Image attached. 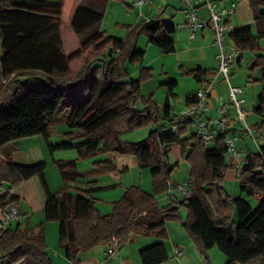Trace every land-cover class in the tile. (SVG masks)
I'll return each mask as SVG.
<instances>
[{
	"label": "trees",
	"instance_id": "16d2710c",
	"mask_svg": "<svg viewBox=\"0 0 264 264\" xmlns=\"http://www.w3.org/2000/svg\"><path fill=\"white\" fill-rule=\"evenodd\" d=\"M82 1L75 0L68 20L73 46L69 44L66 51L59 30L63 0H0V149L17 139L42 136L50 150L75 148L79 158L103 150L130 153L139 159L141 168L150 170L154 192L126 188L112 202L111 212L101 214L94 196L101 190L96 180L87 181L81 194L69 191L67 181L77 183L88 175L76 170L74 160L56 162L64 183L60 194L49 190L43 162L27 166L0 162V185L39 178L46 194L44 222L58 223V246L68 264H80L81 253L113 238L122 244L133 234L159 239L142 248L139 257L141 264H160L168 259L166 223L181 219L176 202L164 206L156 199L168 190L176 166L168 163V152L178 144L188 162L187 180L192 185L191 196L179 202L188 211L183 227L197 251L206 256L217 247L226 257L225 264H264V141L256 152L247 149L239 173V195L232 196L224 186L228 168L224 133L217 132L211 146H205L195 133L188 134L185 117L171 115L168 98L174 95L175 80L165 83L162 109L150 97L147 101L152 109L147 110L136 106L141 97L140 81L126 79L125 65L142 60L144 52L136 48L141 34L149 44L169 54L175 50V27L150 20L130 27L124 39L117 38L98 30L102 12ZM249 3L256 32L251 25H244L233 28L229 36L241 51L255 56L252 67L259 70L263 88L253 111L261 117L256 130L264 135V53H259L264 38V0ZM101 52L107 54V61L96 57ZM206 72L194 69L187 74L201 81ZM54 73L69 74L70 78L57 80L52 78ZM194 101L188 96L186 106ZM59 117L85 140L49 144L50 125ZM151 121L164 122L168 128L176 124L177 130L169 129L166 134L151 131L148 138L136 143L119 138L121 132ZM243 196L256 198V207ZM16 200L8 194L0 197L1 203L6 202L4 209ZM0 264H55L46 249L43 222L35 234L20 226L0 229Z\"/></svg>",
	"mask_w": 264,
	"mask_h": 264
},
{
	"label": "rangeland",
	"instance_id": "374dc122",
	"mask_svg": "<svg viewBox=\"0 0 264 264\" xmlns=\"http://www.w3.org/2000/svg\"><path fill=\"white\" fill-rule=\"evenodd\" d=\"M86 2L88 4L89 0H83L82 3ZM122 0H103L100 1V7H97L103 14V19L97 28L100 31L105 32L106 34L114 37H122L123 39L127 35L124 32L125 28L121 26H117L115 23H127L130 22L124 19V14L129 11L130 9L125 6V2H121ZM215 1V0H211ZM99 2V0H97ZM128 3V2H127ZM75 0H63V7H62V22L59 25L60 34L63 39L64 49L68 50V45L70 44V48L73 46V34L72 31L68 28V20L72 13V10L75 6ZM134 22V21H132ZM253 31L256 32L255 26H252ZM85 34V33H84ZM197 37L192 40L189 44L192 47H196ZM216 44V43H215ZM217 45V44H216ZM136 48L139 51H143V57L141 61H135L133 63H127L125 65V69L127 71L126 79L127 81L130 80H138L140 81V95L141 97L138 98L136 106L139 109L146 108L147 110H151L152 108L149 106L148 99L153 100L152 102L156 104L159 110L162 109V106L165 102V96L167 91V86L161 85L162 83H166L169 80H175L178 82L177 86L174 87L173 93L174 95H170L168 98V102L171 106V115H178L181 113L185 107V99L189 94H192L196 91L197 84L190 76H183L179 70V63L175 61V54H164L162 53L158 47L151 45L148 43V38L145 34H141L136 44ZM217 53H218V46H217ZM264 53V38L260 41V52ZM115 55V54H114ZM191 55H195L194 52ZM96 57L104 59L107 61L108 57L107 54L101 52L96 54ZM197 58V57H195ZM252 56H246L245 61L250 62ZM100 63V62H98ZM197 63H191L190 65H184L186 68H192L196 66ZM207 65L206 63H202V66ZM232 67V66H231ZM255 69V68H254ZM232 71L229 73L230 82L234 83L236 81H241L240 79L245 78L246 75L253 74L256 76L259 72L257 69L251 70L250 67L245 66L242 67V71H237V68L233 66ZM150 72V75H149ZM33 73V72H32ZM20 79H24L23 76L19 77ZM52 78L61 80V79H69V74H59L54 73L52 74ZM23 80H21L22 82ZM224 83L227 82L223 80ZM2 82L8 85V81L6 79L2 80ZM238 83V82H237ZM244 85V84H243ZM199 87V86H198ZM214 87V86H213ZM245 86H242L244 90ZM261 87L255 88L254 91H250L249 99L243 104L244 108L246 109V116L245 121L249 127H253L256 130V127L260 121L261 117L253 111L254 106L257 104L256 100V93L260 90ZM246 91V89L244 90ZM225 93L223 89H218V100H220ZM228 100V98H227ZM226 100V101H227ZM224 101V102H226ZM233 108V106H231ZM234 131L237 139H240L245 148L242 149L241 153L242 156V163H244V158L247 153V149H250L254 152L259 150V146L263 144L264 135L256 134L255 140L251 138V136L243 131L242 123H237L234 125ZM151 131H157L160 134H166L169 132V128L166 123L164 122H155L151 121L148 124L134 128L132 130H127L121 132L119 138L124 142H141L148 138L149 133ZM237 131V132H236ZM68 132V133H67ZM77 129L69 128L67 123L61 117L57 118L55 121L52 122L49 128V138L48 142L52 145L61 144L64 142H72L74 144L83 142L85 137L77 133ZM195 132V126L193 122H189L188 134H193ZM47 147V143L45 145ZM237 146V142H236ZM238 147V146H237ZM49 149V148H48ZM45 162L51 165V156L58 159H65V160H74L75 168L78 172L81 173H90V175L82 176L79 179V182L74 181H67V185L70 186V189L75 194H81L83 192L80 189H86L87 181L89 180H96L99 186H105L104 188L101 187V190L98 192H94V196L99 198L96 201V205L101 211V214L110 213L112 210V205L109 203L110 200H115L122 195V192L126 188L129 187H137L144 191L153 193V180L151 172L148 168H141L139 159L130 154V153H121L116 150H103L95 155H91L86 158H79L75 148H66V149H54L46 151ZM225 161L228 166L227 172L224 178V186L227 185L226 191L231 194L232 196L239 195V174L235 171L233 162L235 159L226 151L225 154ZM168 163L171 166H175L173 171L170 173L169 181H168V190L164 191V194L161 193L157 195L156 199H159L158 203L160 205H167L172 201L176 202L179 206V210H181V214L183 219H175L170 220L166 223V227H170L173 230V233L179 240L176 243L182 247L186 243H192V241L188 234L186 233L183 222L186 221V215L188 213L187 208L185 205L179 203L182 201V197L179 192L175 189L176 183H182L188 178L189 174V166L188 162L185 158V154L181 153V148L178 144H174L170 147L168 152ZM107 166V167H106ZM47 169V168H46ZM45 169V170H46ZM48 174V179L50 182V186L52 191H57L62 184L59 178V174L55 167H51L46 170ZM107 184H112L113 186L107 187ZM77 188V189H76ZM61 192V191H60ZM163 197V198H162ZM250 205L255 208L257 205V199L254 197L243 196ZM152 239V238H151ZM49 244L52 243V236L49 232ZM125 245H127L128 251L131 249L132 245H134L135 241L127 240L125 241ZM191 244V245H192ZM124 245V247H125ZM190 245V244H189ZM194 245V244H193ZM167 252L170 253L172 247V243L166 242ZM184 248V247H183ZM125 249V248H124ZM122 250V252L124 251ZM61 251L63 253V249L59 248V246L53 248L50 247V256L51 258H55L58 253ZM197 253V252H196ZM185 254V251L182 253ZM199 255H197L198 257ZM210 257L213 264H219V258L221 257L223 260H226V257L218 250L217 247H213L210 252ZM56 259V258H55ZM202 259V258H200ZM59 262V261H58ZM60 264V262H59Z\"/></svg>",
	"mask_w": 264,
	"mask_h": 264
},
{
	"label": "crops",
	"instance_id": "0c3cea01",
	"mask_svg": "<svg viewBox=\"0 0 264 264\" xmlns=\"http://www.w3.org/2000/svg\"><path fill=\"white\" fill-rule=\"evenodd\" d=\"M89 1L90 2L88 4H86V2L84 1V4L87 6H90L91 8L98 9L97 7H100V4H101L100 1H103V0H99V2H97V0H89ZM106 1L108 3V0ZM121 2L123 3L125 2L124 3L125 6H127V8L130 9L124 14V19L130 22H127V23L116 22L115 24L117 26H121L122 28L124 27L125 33L126 31L128 33V30L130 27H133L135 25H138L140 23L147 22L150 20H160L162 22L172 24L175 27V32L172 35L174 45H175V50L174 52L169 53V54H175V61L181 64L179 65V70L181 74L183 76L192 77L193 80L197 84V88L200 84V81H198L193 75L187 74L188 71H191L194 69L206 70L207 72L201 75V80L204 79L206 75H210L214 73L216 64H217V45L215 44V41H214L213 32L211 28L209 27L199 28L196 31L194 38L192 39L194 40L196 37L198 38L196 41L197 46L192 47L191 45H189L192 42V40L189 39L190 31L187 26V21H186V16H185L188 7L183 3L182 0H151L150 3L143 4L141 7H134L130 3H127L126 0H123ZM215 2L218 4V6L222 8H228L231 5V3H237V7L235 8L232 14H225L223 16V21L228 27L229 32L235 27H240L244 25L254 26L253 11L250 7L249 0H215ZM194 7H197L196 9H197L198 16L201 19L203 18L207 19L208 13L204 6L197 4V5H194ZM158 9H160L159 13H157ZM117 38L123 39L122 37H117ZM192 52L195 53L194 56L191 55ZM246 56H252V59L250 60V62L245 61ZM254 61H255V56L253 54L241 51L240 57L232 65L230 72L232 71V74H233V70H232L233 66L237 68V71L239 70L242 71V67H244V65L250 67L251 70H255L257 68L254 69L252 67ZM191 63H197V65L195 64L196 66L192 68H186L184 66V65L188 66ZM202 63H206L207 65L202 66ZM223 80L224 79L222 77L217 78L214 87L210 90V92L208 93L206 97V102L211 108L210 115H209L210 117H213L215 115L214 110L219 104V102L226 101L228 98V85H226V83H224ZM240 80L241 81L238 80L234 83L232 82V84L238 85L241 88L242 86H245L244 90L246 89V91H244L242 88V92L240 94V96L245 99V102L250 97L249 95L250 91H254L255 88L257 89L261 87V89L258 90V92L256 93V97H257V94H259L263 88L262 83L259 81V73L256 76H253V74L250 73V75H246L245 78H242ZM176 83L178 84L177 81ZM161 85L165 86V83L161 82ZM221 88L223 89L225 95L224 97L221 96L222 98L218 100L219 99L218 89H221ZM194 93L189 94L188 96L193 97ZM185 107H186V99H185ZM234 125H237V123H234ZM230 132L235 133V131H233L232 129ZM46 143L47 141L42 136H34V137L14 140L6 144L4 147H2L1 149L2 154H3L2 162H7L9 160L13 164L26 165V166L43 162L46 165V168H47L46 170H48L52 166L55 167L59 174L58 176L61 180L60 184H62V186L57 190L59 192L52 191L46 170H45V178H46L49 190L53 194H60L61 193L60 191H62L64 187V183H63L61 174L57 168L56 162L62 161L65 159L56 160L55 158H53V156H51V160H50L51 165L48 164V162H45V159H44L46 157L45 154H46V151L49 150L48 145L47 147L45 146ZM237 146L241 151H243L242 149L245 148V145L240 139H237ZM88 175H90V173H88ZM108 186L112 187L113 185L107 184V187ZM226 186L227 185H225V187ZM100 187L104 188L105 186H100ZM68 188L70 189V186H68ZM69 191L72 192L71 190ZM5 194H8L10 197L11 196L16 197L17 200L15 201L14 204L17 205L18 211L20 213V221L18 223H12L7 227L14 229L16 226H20L22 229H25L27 232L31 234H35L38 231V225L43 222L45 245H46L47 252L50 256L51 254L49 252L50 247H53V248H55L56 246L58 247V223L54 221L44 222L42 211L44 208L46 194L44 192V189L41 185L39 178L37 176H34L27 180L21 181L17 185H12L9 182H2L0 185V197ZM96 198L99 202V198L98 197ZM115 200H110L109 203L112 205V202ZM157 200L159 201V199ZM4 203L6 202L1 203L0 201V221H1L2 213L5 207ZM2 204H4V206H2ZM179 213H180L181 220H182L183 214L181 213V210H179ZM0 229H3L1 224H0ZM49 232L52 236V243L50 244L48 242ZM166 234H167V237L164 240V247L168 255V259L165 262H162L160 264H213L211 257H210V252L213 248L208 250L207 255L204 256L197 251L195 245H193L192 243H189L190 244L189 245L186 242H181L185 244V246L181 247L183 251H185V254L183 255L182 254L183 251H182L181 255L175 256L173 254V248H174V245H178L176 241L179 240V237H177L175 233H173V230H171L170 227H166ZM128 240L136 242L134 245H132L129 251L127 249V245H125L126 242H123L117 254L110 255V256H104L103 251L106 248V244L99 245L85 253H81L80 254V264H141L140 257H139V251L142 248L153 244L159 239H157L156 236L145 237L140 234H133ZM166 242L172 243L173 248L171 249L170 253L167 252ZM123 249L124 251L122 252ZM56 253H58V251ZM197 255L199 256L197 257ZM55 258H51L55 264H59V262L60 264L69 263V260L64 256V252L62 253L61 251H59V253L56 255ZM225 263L226 261L220 257L219 264H225Z\"/></svg>",
	"mask_w": 264,
	"mask_h": 264
},
{
	"label": "built area",
	"instance_id": "2783aa9c",
	"mask_svg": "<svg viewBox=\"0 0 264 264\" xmlns=\"http://www.w3.org/2000/svg\"><path fill=\"white\" fill-rule=\"evenodd\" d=\"M134 7H141L143 4H148L151 0H126ZM188 7L185 14L187 26L189 28V39H193L196 31L199 28H211L214 41L218 46L217 64L214 73L206 75L200 81L199 87L193 94L195 99L190 105L178 114L183 115L187 122H193L195 126V134L200 138L205 146H211L215 142L217 132H223L224 145L227 152L235 159L233 166L235 171L239 174L242 168V156L240 149L236 146V133H231L234 129V123H242L244 133H247L255 140V135L259 134L258 130L249 127L245 121L246 109L245 99L240 96L242 88L230 82L229 73L231 66L240 57L241 50L236 47L229 36V29L223 21L225 14H232L237 7V3H231L228 8L218 6L215 1L211 0H182ZM204 6L207 10V19H201L197 13V7L194 5ZM160 9L157 10V13ZM222 77L228 85V100L226 102L220 101L214 110L215 115L210 117L211 108L206 102V97L210 90L215 85L217 78ZM233 106V108H231ZM169 129L176 132L177 125L172 124ZM234 131V130H233ZM3 160V154L0 149V162ZM175 189L182 197V201L187 200L192 193V185L190 181L185 180L182 183H176ZM20 221V213L16 204H9L2 213L0 224L6 228L12 223ZM121 243L118 239L113 238L106 244L103 251L104 256L117 254L120 250ZM183 249L178 245H174L173 254L175 256L181 255Z\"/></svg>",
	"mask_w": 264,
	"mask_h": 264
}]
</instances>
